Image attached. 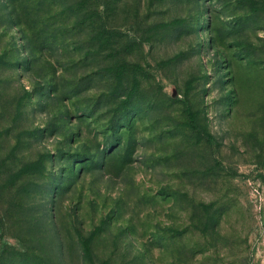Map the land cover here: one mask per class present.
<instances>
[{
    "label": "rangeland",
    "instance_id": "374dc122",
    "mask_svg": "<svg viewBox=\"0 0 264 264\" xmlns=\"http://www.w3.org/2000/svg\"><path fill=\"white\" fill-rule=\"evenodd\" d=\"M0 264H264V0H0Z\"/></svg>",
    "mask_w": 264,
    "mask_h": 264
}]
</instances>
